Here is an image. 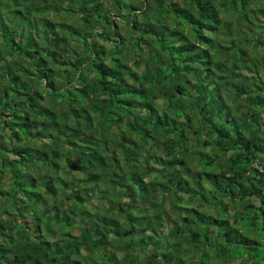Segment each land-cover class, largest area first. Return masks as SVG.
I'll list each match as a JSON object with an SVG mask.
<instances>
[{
    "label": "trees",
    "instance_id": "1",
    "mask_svg": "<svg viewBox=\"0 0 264 264\" xmlns=\"http://www.w3.org/2000/svg\"><path fill=\"white\" fill-rule=\"evenodd\" d=\"M69 5L0 0V264H264V0Z\"/></svg>",
    "mask_w": 264,
    "mask_h": 264
},
{
    "label": "rangeland",
    "instance_id": "2",
    "mask_svg": "<svg viewBox=\"0 0 264 264\" xmlns=\"http://www.w3.org/2000/svg\"><path fill=\"white\" fill-rule=\"evenodd\" d=\"M64 5L65 6H67V5H69V0H64ZM70 6V5H69ZM52 15L53 14H50V18L52 17ZM80 16V14L79 15H75V16H71L70 17V21H69V24H71L72 26H77V27H81L82 25L81 24H78L77 22H76V17L78 18ZM82 28H83V26H82ZM101 44V48L104 46V42H102V43H100ZM103 49V48H102ZM127 53H124V54H122V61H124V62H126V59L128 58L127 56L128 55H126ZM107 57H108V55L105 57V60L107 59ZM5 133V135L7 136L8 134L6 133V132H4ZM3 186V185H2ZM4 188V187H3ZM239 210H240V208H237V207H233L232 209H231V213L233 214H237V212H239ZM242 260L240 259L239 261H238V263H240V264H243L242 262H241Z\"/></svg>",
    "mask_w": 264,
    "mask_h": 264
}]
</instances>
